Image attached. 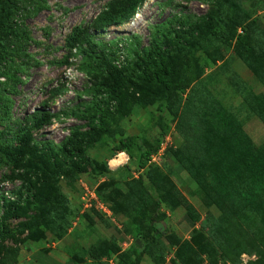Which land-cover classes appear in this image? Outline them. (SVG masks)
I'll use <instances>...</instances> for the list:
<instances>
[{"label": "rangeland", "instance_id": "obj_1", "mask_svg": "<svg viewBox=\"0 0 264 264\" xmlns=\"http://www.w3.org/2000/svg\"><path fill=\"white\" fill-rule=\"evenodd\" d=\"M115 1L43 0L36 8L26 4L23 25L28 35L14 56V62L23 67L17 68L16 75L21 79L15 85L17 92L10 95L11 120L20 122L38 108L49 110L58 117L31 131V139L59 144L75 133L71 138L78 141L76 132L92 127L89 118L79 111L91 94L99 93V98L106 94L103 86L107 84L110 92L118 91L126 113L119 122L122 135L115 139L105 137L107 134L96 137L85 150L84 160L88 159L89 164L76 177L72 176L74 170L61 169L63 174L58 177L48 172L24 181L17 157L27 156L28 148L15 140L11 142L7 149L11 164L0 166V264L125 263L126 248L138 232L131 216L126 218L124 214L127 208L123 203L129 209L132 203L127 183L142 177L154 193L147 167H138L135 139H143L148 146L163 135L179 150L183 143L161 89L146 86L135 77L138 71L149 72L146 55L155 40L160 39L159 52L169 51L176 77L188 84L185 90L173 91L172 101L177 94L184 99L195 82L206 79L222 104L241 119L254 145L264 141V124L250 111L243 94V90H249L254 97L264 94V84L253 69L232 45L209 44L201 49L197 38L196 43L189 39L191 32L201 36L208 31L195 20L217 16L220 0H144L129 19L94 28L98 14ZM224 1L231 12L235 10L234 23L238 24L239 8L254 10L257 0ZM255 13L264 27V9L258 8ZM77 28H84L90 38L87 45L84 41L73 48L69 38ZM184 49L188 55L183 59L180 54ZM88 56L97 61L89 73L80 66ZM121 56L122 63L118 65ZM187 58L192 72L183 68ZM187 77H191L190 82ZM141 87L155 97L150 100L147 92L137 90ZM54 88H62L63 92L54 94ZM1 132L5 129L0 123ZM122 137L131 141L128 151L121 155L127 156L124 165L115 167L111 160L117 151L113 147ZM156 161L158 172L167 177L165 188L175 187L181 202H161L163 227L136 253V264H188L189 259L200 264H264V202L245 212L241 219L230 211L222 213L220 206L200 200L196 181L172 152L166 158L158 156ZM49 170L54 171L52 166ZM79 179L93 191L112 195L117 213L109 217L88 205L82 199L88 192H80ZM65 205L71 215H56ZM134 256L130 255V259Z\"/></svg>", "mask_w": 264, "mask_h": 264}, {"label": "trees", "instance_id": "obj_2", "mask_svg": "<svg viewBox=\"0 0 264 264\" xmlns=\"http://www.w3.org/2000/svg\"><path fill=\"white\" fill-rule=\"evenodd\" d=\"M42 1L0 0V123L5 129V132L0 133V166L11 164L7 149L10 148L13 140L25 144L28 148L25 152L27 156H18L17 160L18 165L22 167L21 177L28 182L48 172L58 177L63 174L61 169L74 170L72 175L74 177L79 175L89 164L88 159L84 160L85 150L95 143L96 137L100 139L101 134H107L108 136L105 137L111 139H115L119 134L122 135L123 130L119 122L126 113L118 91L110 92L107 84L103 86L106 94L103 93L99 98V93L97 95L90 93L91 99L79 111L81 116L89 118L92 127L89 131L76 132L77 138L80 139L78 141L71 138L75 133L71 137L62 139L59 144H52L49 140L40 142L31 139V131L41 129L48 125L51 119L58 117V113L49 110L38 108L20 122L11 120L10 95L17 92L15 85L21 82L16 75L17 68L23 67V64L14 62V56L18 54L21 43L28 35L23 25L26 16L24 11L26 4L32 3L33 8H36ZM143 1L117 0L109 4L95 18L94 28L129 19ZM253 6L254 10L246 8L245 11L240 7L241 12L237 13L238 24H235L233 17L235 10L231 12L226 2L220 0L217 16L207 19L208 15L195 20L208 31L201 36L193 35L191 32L189 39L195 43L198 41L201 49L209 47V44L232 45L236 54L253 69L255 75L264 84V27L254 16L258 8L264 9V0H257ZM88 38L90 37L84 28H77L69 38L70 47L80 46L84 41L87 45ZM160 43V39L155 40L146 55L149 72L138 71L135 77L146 86L151 85L161 89L166 107L172 110L176 118L175 128L183 136V143L180 145L182 148L180 150L173 148V143H168L162 154L163 158L172 152L182 163L196 181V193L204 204H216L223 210L222 213L230 211L241 219L245 212L264 202V141L254 145L243 128L241 119L222 104L206 79L195 82L184 99L177 94L174 96L176 100L172 101L173 91L176 88L185 90L188 84L183 83L180 77H176L171 55L168 50L159 52ZM180 55L183 59L186 58L188 50L187 52L185 49L182 50ZM158 57L160 64L157 63ZM183 62L184 70L192 72L188 58L187 62ZM96 63L95 58L88 56L81 62V70L89 73L96 67ZM100 70L103 71V67ZM190 78L187 77L188 82ZM137 90L142 93L147 92L142 87ZM52 92L58 94L63 92V89L54 88ZM86 92L89 93V90ZM146 94L151 96L150 100L155 97L152 92ZM243 94L250 111L257 114L264 124V94L254 97L249 90H243ZM177 108H179L178 112ZM130 141L131 138H120L113 147L114 151H128ZM163 141L162 135L154 144L146 146L143 139H135L138 167L139 169L147 167V179L153 186L154 193L147 188L142 177L132 178L127 183V194L132 198V203L130 209L126 203H123L127 208L124 209V214L126 218L131 216L138 232L133 243L126 248L124 264H136L138 261L136 253L162 229L165 213L161 209V202L169 204L181 202L175 187L165 188L167 177L158 172L155 164L148 163L151 154L158 153ZM51 166L54 171L49 170ZM80 190L82 192V189ZM94 191L108 204L115 215L117 210L113 205V196L96 189ZM131 211L135 212L134 216ZM259 212L260 209L253 213V216ZM60 213L68 218L72 211L65 205L62 206L61 211H56V215ZM130 255L135 256L130 259ZM181 257L184 261V257ZM188 264H200V262L189 259Z\"/></svg>", "mask_w": 264, "mask_h": 264}, {"label": "built area", "instance_id": "obj_3", "mask_svg": "<svg viewBox=\"0 0 264 264\" xmlns=\"http://www.w3.org/2000/svg\"><path fill=\"white\" fill-rule=\"evenodd\" d=\"M121 63H122V56L117 61L118 65H120ZM168 143L171 144V142H168V140H167V138L165 136L164 137V141L162 142L158 153L151 155V157H150V161L151 162L155 161V163H156V162H158V161H156V158L158 156H162L163 157L162 154H163V152H164V150L166 148V145ZM119 155L120 154H118L116 156L118 157ZM80 185H81L82 192L83 191H87L88 192L87 197H82V199L83 200L86 199V201L85 200L84 201L87 202L88 205H90L91 207H95L98 210H102L104 213L107 214V215L105 214L106 216L110 217V215H112V211L110 210L109 206L97 196L96 192H94L92 189H90L88 187V184L86 182L82 181V180H80ZM104 206H106L108 208V210Z\"/></svg>", "mask_w": 264, "mask_h": 264}, {"label": "clouds", "instance_id": "obj_4", "mask_svg": "<svg viewBox=\"0 0 264 264\" xmlns=\"http://www.w3.org/2000/svg\"><path fill=\"white\" fill-rule=\"evenodd\" d=\"M118 154H120V155H125V152L124 151H119V152H117V153H115V155L114 156H116V155H118ZM119 155V156H120ZM152 155V154H151ZM119 156L117 157L116 156V158H119ZM124 157H127V156H124ZM124 157H122V159L119 161V162H117L116 163V165H115V167H118V166H122V165H124V161H123V159H124ZM150 159V158H149ZM150 160H148V163H153V162H149ZM126 163V162H125ZM153 164H155L156 165V163L154 162ZM80 182V179L78 180V183ZM80 189H81V186L79 187Z\"/></svg>", "mask_w": 264, "mask_h": 264}, {"label": "bare ground", "instance_id": "obj_5", "mask_svg": "<svg viewBox=\"0 0 264 264\" xmlns=\"http://www.w3.org/2000/svg\"><path fill=\"white\" fill-rule=\"evenodd\" d=\"M120 157H122V156L120 155ZM119 161H120L119 158H114V159L111 160L112 164H116Z\"/></svg>", "mask_w": 264, "mask_h": 264}]
</instances>
